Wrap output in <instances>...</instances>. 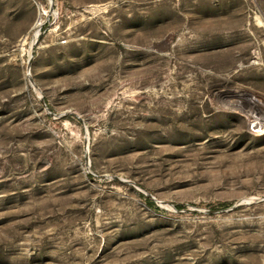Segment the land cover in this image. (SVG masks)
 <instances>
[{"label":"rangeland","instance_id":"rangeland-1","mask_svg":"<svg viewBox=\"0 0 264 264\" xmlns=\"http://www.w3.org/2000/svg\"><path fill=\"white\" fill-rule=\"evenodd\" d=\"M0 264H264V0H0Z\"/></svg>","mask_w":264,"mask_h":264},{"label":"trees","instance_id":"trees-1","mask_svg":"<svg viewBox=\"0 0 264 264\" xmlns=\"http://www.w3.org/2000/svg\"><path fill=\"white\" fill-rule=\"evenodd\" d=\"M149 204H152L151 202H148ZM222 207L226 206L225 204L221 205ZM176 209H180V206H176Z\"/></svg>","mask_w":264,"mask_h":264}]
</instances>
